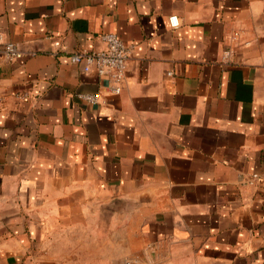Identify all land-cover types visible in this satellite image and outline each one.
<instances>
[{
  "label": "crops",
  "instance_id": "0c3cea01",
  "mask_svg": "<svg viewBox=\"0 0 264 264\" xmlns=\"http://www.w3.org/2000/svg\"><path fill=\"white\" fill-rule=\"evenodd\" d=\"M0 31V264H264V0H0ZM105 33L119 84L70 61Z\"/></svg>",
  "mask_w": 264,
  "mask_h": 264
},
{
  "label": "built area",
  "instance_id": "2783aa9c",
  "mask_svg": "<svg viewBox=\"0 0 264 264\" xmlns=\"http://www.w3.org/2000/svg\"><path fill=\"white\" fill-rule=\"evenodd\" d=\"M169 22L172 28L179 26L176 16H171ZM101 41L105 44L104 49L75 53L70 57V61L75 65L82 64L85 73L95 72L99 76H108L116 84H119L124 77L127 63L130 58L131 47L114 33H105L101 35ZM0 46L2 47L4 56L10 62H15L24 55L15 43L6 42L4 40L1 31ZM227 55H230V52H227ZM169 75L171 76L172 74L169 73ZM115 91L119 92L120 87L116 86ZM83 98L88 103L95 104L98 103L99 95H85ZM248 182L249 184H264V172L253 173ZM125 264H136V262L127 261Z\"/></svg>",
  "mask_w": 264,
  "mask_h": 264
}]
</instances>
